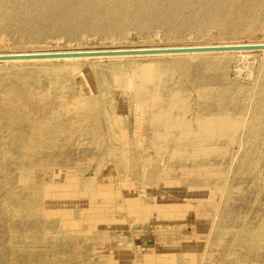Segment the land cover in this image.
<instances>
[{
  "label": "rangeland",
  "instance_id": "rangeland-1",
  "mask_svg": "<svg viewBox=\"0 0 264 264\" xmlns=\"http://www.w3.org/2000/svg\"><path fill=\"white\" fill-rule=\"evenodd\" d=\"M4 1L0 51L264 40V0H144L141 8L131 0L121 20L104 15L105 4L91 2L100 20L73 12L56 22L52 10L33 0ZM231 5L232 17L245 13L248 19L231 24ZM263 52H233L224 74L206 69L202 59H165L159 76L180 72L187 84L175 94L161 92L173 105L197 87L237 84L230 89L235 106L213 105L205 112L212 101L191 96L190 105L200 112L168 132L156 123L151 105L146 111L138 102L140 94L149 97L161 88L158 74L147 71L153 62L137 63L136 70L118 63L117 80L108 59L79 72L82 60L76 66L54 61L9 67L16 73L0 80L1 92L21 99L24 120L19 115L0 124V264H264V127L253 128L251 117ZM75 75H82L94 96L107 88L118 96L103 97L97 110L85 107L81 96L71 102L75 94L68 87ZM43 76L65 79L52 89L69 92L66 104L55 98L52 104L39 102ZM137 80L140 90L151 93L137 94L128 85ZM40 105L56 129L33 133L29 126L38 120ZM63 105L76 116L51 118ZM107 107L120 115L125 131L109 126ZM200 114L208 115V125Z\"/></svg>",
  "mask_w": 264,
  "mask_h": 264
},
{
  "label": "bare ground",
  "instance_id": "bare-ground-1",
  "mask_svg": "<svg viewBox=\"0 0 264 264\" xmlns=\"http://www.w3.org/2000/svg\"><path fill=\"white\" fill-rule=\"evenodd\" d=\"M130 1L131 0H33L34 4L38 5V7H40L42 10H45V11L48 9L52 10V13H53L52 19H54V22L58 21L59 19H63V18H71L73 12H78V14H86L88 16H91V17H94V18L100 20L101 16H102L101 12L100 13L92 12L89 9L91 6V2H96L99 4H105L106 6H102V13L104 12L103 14L105 15V14H108L107 12H109L111 17L118 19V20H121V19H123L122 17L124 16L125 12L129 9V7L132 4L131 3L132 1L131 2ZM136 1L138 2L137 5H140V8H141V5L143 4L144 0H136ZM226 1L229 2L228 0H226ZM249 1L251 2V0H249ZM106 2H108V3H106ZM0 3H2L4 5L6 4L4 0H0ZM17 3H18V0H17ZM134 5H135V3H134ZM142 7H143V5H142ZM234 8H235V5H231V6H228L226 8V10H228V12L226 13L227 14L226 16L231 17L230 19H228V21L231 24L239 23L242 20L248 19L245 16V13L243 16L241 15V16L232 17V14L234 13V10H235ZM5 10H6V12L10 11V10L7 11L6 8H5ZM138 10H139V7H138ZM222 10H224V9H222ZM131 11H132V9H131ZM144 12H146V11H144ZM39 14H41V13H39ZM28 15H29V13H28ZM3 16L4 15H2V17ZM13 19H15V18H13ZM35 19H37V18H35ZM39 19L40 18H38V20ZM124 19H126V18H124ZM165 20H166V18H165ZM30 21H32V20H30ZM2 22H4V21H2ZM261 43H264V40L257 41V42L224 41V42H216V43H198V44L193 43V44H180V45H177V44H172V45L171 44H157V45H151V46H138V47L137 46H118V47L112 46V47H81V48H76V47L75 48H41V49H29V50H27V49L9 50L8 49V50H1L0 54L58 52V51H81V50H98V49H132V48H168V47H189V46H217V45H229V44L231 45V44H261ZM255 50H258V49H255ZM260 50H264V49H260ZM232 51L237 56H242L243 52L245 50H239V51H237V50L193 51V52H169V53L137 54V55H116V56H91V57H62V58L0 60V64H8L7 67L0 68V80L5 78L8 75H10V76L14 75V72H15L14 70L13 71H7L9 69V67L15 66L17 64H21L24 62H41V63H43V62H54L55 61V62H60L58 64H63V65L74 64L76 66L77 63H80V61L82 60V61H84V62H82V65L76 66V67H78L77 72H79L80 69H83L82 68L83 65H87V64L92 65L94 62H98V61L103 60V59H108L111 61L110 65L108 66V70H109L112 78L117 80L121 76L119 64H121L122 62H126L129 64L128 70H133V69L136 70L137 67L135 64L143 62V61H150V62H153V65H152V68L147 69V71H149L153 75H155L154 74L155 72L158 74V76H156V78H157L156 80H158V82L161 84V88L159 90H156L155 92L151 93L150 89L140 90L138 85H137L138 80L135 83H133V82L128 83V85L131 88L133 87L136 90V91L134 90L136 93H137V91L138 92H140V91L145 92L146 94L149 92L151 93L149 97H146V96L141 95V94L139 95V97L137 96L138 102H139V104H141L140 105L141 107L138 105V108L140 107V109L147 111V109L150 105H151V107H153L152 104L158 105V107L157 106L154 108L150 107V110H152L153 115L155 116L156 123H158L160 125L162 130L168 132L170 129L175 130L178 127H180L181 124L179 122L181 121L182 118L187 119V118H190L192 116H195V118H196V116H197L196 113H198L197 111L200 112V110H198V108L197 109L193 108L192 107L193 105H190L189 102H190L191 96L202 99L204 101L205 100L212 101V104L210 103V105H208L209 107H206L205 112H209L213 105H216L218 107V109H225L226 107H229V106L230 107L235 106L237 104V102L233 99V97L230 93V89H231V87H235L237 84L234 82H233V84L232 83H228V84L225 83V84H223L224 87L222 89H219L215 85H205L202 87H197V89L194 92H191V96L189 94L182 95V98L177 101V104L173 105L170 102V99H166L164 96L161 95V92L167 90L169 94H175V93H178V89H180L178 86H182V85L186 86L187 84L185 83L186 81L184 80V77H183V75H181L180 72L171 76V77H168V78H166V76H159V72H161L164 69L165 65L163 62L166 61L165 59L170 58L171 60H173V62L184 61L185 63H189L191 61V59H202L206 69L212 70V71H218V72L224 74L225 65L227 63H229L232 59V56H233ZM263 54H264V52H263ZM207 57H209L210 59L205 60ZM207 61H210V64ZM94 64H97V63H94ZM99 69L101 71L105 70L104 67L99 68ZM101 73H104V72H101ZM101 73H100V75H101ZM130 74H128V75H130ZM134 74H132V78H133ZM256 75H257V73H256ZM16 76H17V74H16ZM134 76L136 77V75H134ZM137 78H139L138 75H137ZM126 79H128V78H126ZM71 81H74V82H71ZM71 81H70L71 85L68 87V91L73 90V92L75 94V97L72 99L71 102H77L79 99V96H81L84 99L83 104L85 107H91V108H94L95 110H97L99 108V105H100V103L98 104V101L100 102L101 100H103V97L108 100L109 98L114 99L116 96H118V94L113 89H109V88H107L108 92L104 93L103 96H101V97H100V95H98V96L92 95L91 92L88 91L87 87L84 86V80H83L82 75H75L74 77H71ZM106 81H107V79L105 77H103L102 82L106 83ZM64 82H65V79H62L58 82H55L51 78H48V76L47 77L46 76L41 77L39 84L45 93L43 95V99H41L42 101H39V102H43L46 104H52V103H54L53 102L54 98L57 99V101L59 103L60 102L62 103L65 100H67V97H68L67 95L69 94V92L67 90H64L63 88H61L62 91L59 90V92L56 94V91H54L56 88L52 89L55 86H57L61 83H64ZM12 85H14V84L12 83ZM72 86H73V88H72ZM17 87H18V85H17ZM126 87H127V85H126ZM8 88H9V86H8ZM10 89H12V87ZM18 89H19V87H18ZM248 89H249V87L247 85L243 86V90H246L247 93H248ZM1 90H2V85L0 84V106H1L0 111H1L2 107L6 108L7 111H5V113H2L3 111L0 112V124L4 119H6L9 123H11L13 121L15 122L14 119H16V117H18L21 114V112H20V108L22 106V103L20 102L21 99H19L18 96H16V97L13 96L14 98H12L11 96L9 97L8 95H6L7 93L4 94L1 92ZM15 92H17V91H15ZM14 94H12V95H14ZM26 94H27V92H26ZM54 94L56 95V97ZM137 94H135V95H137ZM254 96H255V102L254 103L256 105H258V107H257V111L251 115L252 119L254 120L252 127L260 129V128L264 127V122H263L264 118L263 117L261 118V116L264 115V65L262 67L261 82H260V85L258 86L257 92L255 93ZM191 99L193 100V98H191ZM194 100H196V99H194ZM64 104H66V103L64 102ZM23 105H25V104L23 103ZM22 108H24V106H22ZM44 109H45V107H42V106L35 108V110L37 112L36 119H38V120L33 121L31 126H29V127H31L30 129L32 130L33 133H36L38 131L47 130L49 128L50 129H56L51 125V119L50 118H46V115H45V117H42L43 113H44ZM106 109H104V111L106 114V119H108V122L110 124L109 126L112 128L113 124L115 123V125L118 126V131H125V128H124L125 123H124V121H121L120 115L118 116L117 114H114L112 112L113 108L111 109V107H107ZM23 110H26V109H23ZM23 110H22V112H23ZM69 110H70V107L67 105H63V107L60 106V108L53 109V113H51L52 111L50 112L52 114L51 118L57 117V118H63L64 119V118L76 116V115H72L73 113H76V112L69 113L68 112ZM28 112L26 110V113H28ZM109 112H111V114H112V116L110 118H108ZM199 116L203 119L204 122H207V125L209 124L210 118L208 117V115L200 114ZM20 117H21V115H20ZM21 119H23V118L21 117ZM16 123L20 124L21 122L20 123L16 122ZM17 124H16V126H17ZM3 125H1V126H3ZM12 125H14V124H12ZM8 129H9V127H8ZM115 129L117 130L116 127H115ZM28 132H29V129H28ZM21 133H22V131H21Z\"/></svg>",
  "mask_w": 264,
  "mask_h": 264
},
{
  "label": "water",
  "instance_id": "water-1",
  "mask_svg": "<svg viewBox=\"0 0 264 264\" xmlns=\"http://www.w3.org/2000/svg\"><path fill=\"white\" fill-rule=\"evenodd\" d=\"M255 49H264V43L231 44V45L229 44V45H217V46L168 47V48L98 49V50H81V51L14 53V54H0V60L116 56V55H137V54H154V53H169V52L255 50Z\"/></svg>",
  "mask_w": 264,
  "mask_h": 264
}]
</instances>
